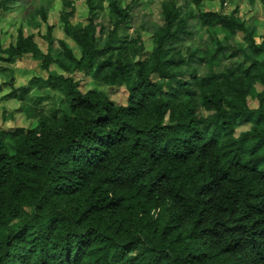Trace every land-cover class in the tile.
Wrapping results in <instances>:
<instances>
[{
    "label": "trees",
    "instance_id": "1",
    "mask_svg": "<svg viewBox=\"0 0 264 264\" xmlns=\"http://www.w3.org/2000/svg\"><path fill=\"white\" fill-rule=\"evenodd\" d=\"M211 1L164 4L151 49L140 32L119 35L133 16L121 0L109 3L112 29L98 18L103 0H86L87 25L63 6L80 56L65 40L54 52L51 25L46 54L21 28L0 43V72L23 56L47 72L55 63L61 72L41 80L66 103L24 102L37 124L0 127V264H264V37L239 11L202 8ZM17 2L0 0V13ZM194 30L208 41L186 45ZM76 73L125 86L127 103L83 91Z\"/></svg>",
    "mask_w": 264,
    "mask_h": 264
},
{
    "label": "rangeland",
    "instance_id": "2",
    "mask_svg": "<svg viewBox=\"0 0 264 264\" xmlns=\"http://www.w3.org/2000/svg\"><path fill=\"white\" fill-rule=\"evenodd\" d=\"M17 6L7 13H0V43L3 46H9L11 42L16 39L18 30L23 29L25 35H34L35 41L40 48L47 53L48 41L44 36H48V26L52 27V34L54 44V52L61 49L60 41L65 40L69 48L73 51L75 56H80L79 47L73 42L72 38L68 37L63 29L64 23L61 22V14L63 6L66 2L71 3L73 14L69 18L74 25H87L88 22V7L86 0H18ZM122 3L132 7L133 16L123 24L119 30V35L125 36L128 31L129 36L136 35L137 32L142 34L143 40L146 42L148 49H151L152 37L151 30L156 25L163 24L162 22V8L163 5L170 4L171 0H121ZM185 2V0H184ZM211 4L202 5V8L212 9L220 11L223 9L226 13H235L242 17L244 20H248L247 24L254 23L258 25L257 31L260 37L257 41H261V37H264V3L261 0H212ZM110 0H103L104 10L99 13V21L106 25L109 29H112V21L114 17L112 10L109 7ZM179 4L181 0H179ZM223 5V8H222ZM46 6L49 10L48 19L43 20L41 17L33 19L32 23H28V18L24 16V12L28 8ZM71 8H68L70 10ZM66 10V9H65ZM189 10V9H188ZM68 12V11H67ZM192 27L198 24L197 19L191 20ZM151 28V30H150ZM201 32L194 30L191 37L187 38L186 45H191L193 42L204 43L208 41V35L200 34ZM245 37L239 34L236 38L238 41H245ZM248 38V37H246ZM40 59L32 58L31 56H23L13 64H3L0 72V127L2 129H11L16 127L30 128L37 124V121L27 118L26 112L23 109V103L36 107L37 110H45L46 112H61L63 106L66 107L65 97L62 93L55 90H50L49 87L41 80L46 79L51 71L61 72L57 70L56 64L52 63L49 72L44 71L41 67ZM7 68V70L5 69ZM5 69V73H2ZM10 71L12 76L10 75ZM75 80L80 83V88L83 91L88 89H96L106 91L109 98L118 104H126L128 100V92L125 86H113L107 87L105 85L94 83L89 76H85L83 73H76L74 75ZM189 78V76H186ZM12 80L13 83H10ZM8 83V84H5ZM24 86L30 87L24 92L23 101H16L10 99L11 91L14 88H22ZM261 88V87H259ZM11 92V93H10ZM251 107L257 106L255 99H249ZM33 122V123H31ZM247 127H243L246 129ZM3 233L0 230V236Z\"/></svg>",
    "mask_w": 264,
    "mask_h": 264
}]
</instances>
